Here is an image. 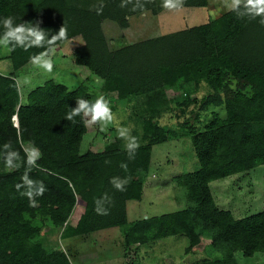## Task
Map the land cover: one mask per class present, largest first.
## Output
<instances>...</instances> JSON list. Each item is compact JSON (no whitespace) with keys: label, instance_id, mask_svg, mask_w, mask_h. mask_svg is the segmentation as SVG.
I'll return each mask as SVG.
<instances>
[{"label":"trees","instance_id":"1","mask_svg":"<svg viewBox=\"0 0 264 264\" xmlns=\"http://www.w3.org/2000/svg\"><path fill=\"white\" fill-rule=\"evenodd\" d=\"M141 2L143 9L133 10V4L121 7V0H0V19L13 16L16 23L40 20V27L49 35L64 24L67 41L80 38L81 43L71 52L74 63L102 79V92L141 100L136 107L142 113L136 117L143 120L141 137L147 140L140 143L132 160L124 148L81 153L87 120L77 116L74 122L68 121L65 115L76 106L77 98L89 100L88 92L82 87L70 90L50 78L22 100L17 76L28 74L24 67L30 57L45 49L9 52L5 58L11 72L0 73V159L7 142L21 157L25 146L35 145L42 155L29 175L42 181L46 191L36 198L35 207L29 206L27 197L20 195L23 189L16 188L25 168L13 170L0 164V264H72L57 239L42 235L45 227L52 232L61 229L60 237L65 239L126 225V202L141 199L151 146L167 139L164 129L153 121L156 113L169 110L172 102L192 107L198 101L194 94L201 82L216 91L227 74L248 83L247 93L237 94L247 113L238 115L225 106V115L213 111L205 128L197 129L193 121L198 120L200 110L222 106L218 94H208L190 112L193 121L183 135L190 137L200 167L180 175L178 183L193 206L135 221L124 235L125 243L176 235L189 241L206 237L215 255L196 264H237L236 252L245 256L264 252V212L235 218L229 210L216 206L209 186L264 165V25L259 17L240 19L227 10L200 25L110 48L103 21L125 29L128 18L135 14H156V0ZM207 4V0H185L184 7ZM168 90L183 97L168 99ZM148 110L151 113L146 117ZM121 162L127 163V172ZM114 176L132 177L126 191H117L110 184ZM104 193L112 203L105 205L108 215H99L95 201ZM79 198L84 201V211L79 227H74L67 220Z\"/></svg>","mask_w":264,"mask_h":264},{"label":"rangeland","instance_id":"2","mask_svg":"<svg viewBox=\"0 0 264 264\" xmlns=\"http://www.w3.org/2000/svg\"><path fill=\"white\" fill-rule=\"evenodd\" d=\"M207 1L206 7L184 8L183 6L177 11L163 8L160 10V15L158 12L152 14L149 11L135 14L128 18L129 26L125 29L119 28L112 22L103 21L102 29L108 39L109 47L115 49L206 23L229 10L224 0ZM160 4H162L161 0ZM77 43H81L80 38L55 46L52 53L54 68L51 73L35 67L31 62L24 67L28 74L17 76L22 100L30 90L50 78L65 84L70 90L82 87L88 92L89 100H95L98 95L103 94L110 101L117 122L103 130L100 125L87 123V133L84 134L80 145L81 153L88 150L124 148L125 141L118 137L117 126L129 127L131 134L137 137L140 143L145 144L146 138L141 137L143 120L136 117L142 113L136 107L141 100L119 99L115 95L102 92V79L87 67L74 63L71 52ZM8 54L7 49L0 47V73L11 72L10 62L5 58ZM191 86L194 87L192 84ZM247 86L246 81L234 74H227L222 77V85L216 91H212L206 82H201L194 94L198 101L192 107L183 105L179 107L172 102L169 110H159L156 113L153 121L164 129L167 139L151 146L148 169L142 175L141 199L126 202L128 219L126 225L65 239L60 237L61 229L52 232L45 227L42 235L51 240L57 239L59 246L69 254L72 264H196L210 260L215 253L211 251V242L206 237H197L189 241L185 236L176 235L129 245L125 243L124 235L135 221L193 206L192 201L185 194L184 187L178 183L180 175L200 167L190 137L183 135L189 122L193 121L190 112L198 107L208 94L214 96L218 94L222 106L200 110L198 120L193 121L197 129L205 128L212 119L213 111L225 115V106L233 108L238 115L246 114L245 108L237 99V94L247 93ZM181 96L183 97L180 92L174 93L172 90L166 92V97L171 100L181 99ZM149 111L146 112V117L147 113H151ZM13 123L17 124L15 118ZM0 164L5 165L1 159ZM209 186L216 206L229 210L235 218L264 212V165L213 181ZM83 211L84 201L79 198L67 223L79 227ZM188 247L189 250L186 251ZM234 257L237 264H264V252L252 256L236 252Z\"/></svg>","mask_w":264,"mask_h":264},{"label":"clouds","instance_id":"3","mask_svg":"<svg viewBox=\"0 0 264 264\" xmlns=\"http://www.w3.org/2000/svg\"><path fill=\"white\" fill-rule=\"evenodd\" d=\"M225 6L235 13V15L248 20H255L260 18L259 22L264 25V0H224ZM185 0H162V7L169 11H177L183 8ZM128 4H133V10L139 8L143 9L144 3L141 0H121V7ZM101 8L97 9L99 13ZM42 21L35 22L26 21L16 23L13 16H7L0 19V26L3 32L0 33V47L7 49L9 52L15 51L16 48H21L27 51L30 48H42L44 51L39 52L30 57V62L37 68L51 73L54 68L52 53L58 42L67 41L68 29L66 25H62L58 32L49 35V32L40 27ZM81 116L87 118L89 125H100L101 130L113 125L117 122V117L112 111L110 101L103 95H98L95 100H88L85 98H77L76 106L70 108L65 115V119L73 121L75 117ZM118 137L125 141L124 150L129 160L135 158V154L140 147V142L137 137L131 134L129 127L117 126ZM25 156L22 158L20 153L16 151L11 142L3 145V161L7 168L18 170L21 167L25 171L21 177V183L16 185L20 195L27 197L29 206L35 207L37 205V197H40L46 191L45 185L42 181L34 180L29 173L33 168L38 167L37 161L41 158V152L35 145H29L24 148ZM105 163H110L106 160ZM120 167L127 172L128 165L121 162ZM131 176L119 177L114 176L110 179V184L120 192L126 191L127 185L131 182ZM112 198L104 193L96 199L95 211L99 215H108L109 208L105 205H110Z\"/></svg>","mask_w":264,"mask_h":264},{"label":"crops","instance_id":"4","mask_svg":"<svg viewBox=\"0 0 264 264\" xmlns=\"http://www.w3.org/2000/svg\"><path fill=\"white\" fill-rule=\"evenodd\" d=\"M161 2H162V0H161ZM156 4H157V12L160 15V10L163 9L162 4H160V0H156ZM184 8H189V7H184ZM144 12H146V11H144ZM157 12H156V14H157Z\"/></svg>","mask_w":264,"mask_h":264},{"label":"bare ground","instance_id":"5","mask_svg":"<svg viewBox=\"0 0 264 264\" xmlns=\"http://www.w3.org/2000/svg\"><path fill=\"white\" fill-rule=\"evenodd\" d=\"M16 120V119H15Z\"/></svg>","mask_w":264,"mask_h":264}]
</instances>
